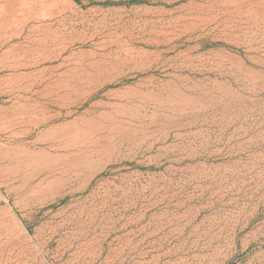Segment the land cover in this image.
<instances>
[{
	"label": "rangeland",
	"instance_id": "obj_1",
	"mask_svg": "<svg viewBox=\"0 0 264 264\" xmlns=\"http://www.w3.org/2000/svg\"><path fill=\"white\" fill-rule=\"evenodd\" d=\"M0 264H264V0H0Z\"/></svg>",
	"mask_w": 264,
	"mask_h": 264
}]
</instances>
